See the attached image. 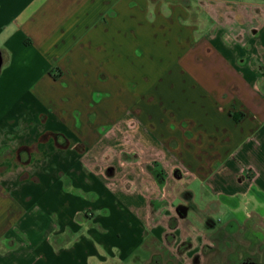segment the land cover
Segmentation results:
<instances>
[{"label":"crops","instance_id":"crops-1","mask_svg":"<svg viewBox=\"0 0 264 264\" xmlns=\"http://www.w3.org/2000/svg\"><path fill=\"white\" fill-rule=\"evenodd\" d=\"M242 209L264 0H0V264H219Z\"/></svg>","mask_w":264,"mask_h":264},{"label":"rangeland","instance_id":"rangeland-1","mask_svg":"<svg viewBox=\"0 0 264 264\" xmlns=\"http://www.w3.org/2000/svg\"><path fill=\"white\" fill-rule=\"evenodd\" d=\"M195 189L198 190L196 199L199 200L204 195H201L200 193L201 189L198 185L196 186V188H194V190ZM212 193L213 191L210 190L208 191L207 194H205L207 199L212 200L217 198V196L214 193L213 194ZM203 199L205 198L203 197ZM247 210L251 213L253 209H251V207H248ZM212 213L214 214L216 221L221 220L222 222H225L226 219L222 213L219 212H212ZM229 213L236 214L239 217V220L246 222L243 228L250 229L252 232L255 233L256 236L258 237L262 236V239H264V217L260 218L261 219V223H260L259 218H255V216H253L252 218L246 217L245 216L246 210L243 209L242 211L229 212ZM233 248L234 251H236L235 254H233V256H232V249L230 248H228L222 253V258L219 254V259H218L219 264H249V263L252 264V262H254V264H264V246H262L261 244L257 243L255 246L251 244V246L249 247V249L247 248V250H241L240 246ZM234 255L236 257H234ZM215 257H217V255Z\"/></svg>","mask_w":264,"mask_h":264},{"label":"flooded vegetation","instance_id":"flooded-vegetation-1","mask_svg":"<svg viewBox=\"0 0 264 264\" xmlns=\"http://www.w3.org/2000/svg\"><path fill=\"white\" fill-rule=\"evenodd\" d=\"M250 262V261H249ZM250 264V263H249ZM252 264H254V262H252Z\"/></svg>","mask_w":264,"mask_h":264}]
</instances>
